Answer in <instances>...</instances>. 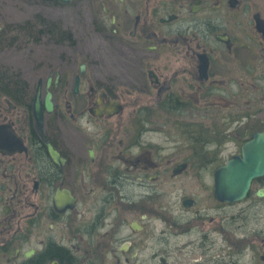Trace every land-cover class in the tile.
<instances>
[{
  "label": "flooded vegetation",
  "instance_id": "flooded-vegetation-1",
  "mask_svg": "<svg viewBox=\"0 0 264 264\" xmlns=\"http://www.w3.org/2000/svg\"><path fill=\"white\" fill-rule=\"evenodd\" d=\"M82 3L74 63L0 66V264H264V0Z\"/></svg>",
  "mask_w": 264,
  "mask_h": 264
},
{
  "label": "rangeland",
  "instance_id": "rangeland-1",
  "mask_svg": "<svg viewBox=\"0 0 264 264\" xmlns=\"http://www.w3.org/2000/svg\"><path fill=\"white\" fill-rule=\"evenodd\" d=\"M82 2L57 4L54 0H14L12 6L0 8L8 19L5 26L14 28V45L0 54V66L8 65L14 79L28 77L35 80L39 75L43 77L49 73L46 71L50 63L61 64L60 70L66 67L67 59L74 63V22L89 15L88 7ZM90 10L97 15L94 8ZM25 28H30L29 36ZM41 29L48 33L34 39ZM39 65L42 72L38 70Z\"/></svg>",
  "mask_w": 264,
  "mask_h": 264
},
{
  "label": "water",
  "instance_id": "water-1",
  "mask_svg": "<svg viewBox=\"0 0 264 264\" xmlns=\"http://www.w3.org/2000/svg\"><path fill=\"white\" fill-rule=\"evenodd\" d=\"M60 1L62 3H68V2H70L72 0H60ZM38 95H39V93L37 94V96ZM50 97H51V93L48 91L47 92V95H46V106L48 107V110H50V101H49L50 100ZM37 100H38V98L35 100V103H34V111H35L36 115H39L40 110H39V104H38V101ZM229 185H230V189L232 187L236 186V184H229V183L228 184H224V186H229ZM237 185L240 188L239 194L241 195V194H244L246 192L247 188L249 187V181L244 182V183L240 182Z\"/></svg>",
  "mask_w": 264,
  "mask_h": 264
}]
</instances>
